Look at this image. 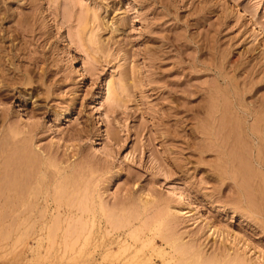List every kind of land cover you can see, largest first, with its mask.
I'll return each instance as SVG.
<instances>
[{"label":"rangeland","instance_id":"1","mask_svg":"<svg viewBox=\"0 0 264 264\" xmlns=\"http://www.w3.org/2000/svg\"><path fill=\"white\" fill-rule=\"evenodd\" d=\"M225 106L264 125V0H0V264H264Z\"/></svg>","mask_w":264,"mask_h":264},{"label":"bare ground","instance_id":"2","mask_svg":"<svg viewBox=\"0 0 264 264\" xmlns=\"http://www.w3.org/2000/svg\"><path fill=\"white\" fill-rule=\"evenodd\" d=\"M217 88V87H216ZM223 95V94H222ZM224 104V103H223ZM227 105V104H225ZM228 106V105H227ZM225 106V112L222 118L221 123L222 125L228 124L227 129H223V133L220 137L215 138L216 144L219 145L222 148V152L220 153L227 161V164L229 166H232L233 168H236L241 174L242 177H244L247 185L254 184L256 178L259 179L258 183L259 186L257 187V190L259 194L261 195V199L259 200V208H257V213L260 217L264 220V125L258 122L256 120V115L252 114L249 109H242V108H227ZM223 111V110H222ZM241 113L245 116L246 119L241 117ZM257 114V113H256ZM247 117H253V123H249L250 120L247 119ZM251 120V121H252ZM221 127V126H220ZM221 129V130H222ZM220 133V131L218 130ZM216 134V133H215ZM221 134V133H220ZM212 138V137H211ZM3 148V147H2ZM23 151V150H22ZM21 152V151H20ZM25 157V156H24ZM1 158V157H0ZM33 158V157H32ZM25 159V158H24ZM29 159V158H28ZM26 160V159H25ZM34 161V160H33ZM24 162V161H22ZM220 166V165H218ZM222 168V166H221ZM1 170V169H0ZM39 170V168H38ZM233 170V169H232ZM35 171V170H34ZM228 171V170H227ZM230 173V172H229ZM38 175V174H37ZM46 176V175H45ZM235 179V178H234ZM40 180V179H39ZM241 180V179H240ZM13 181V180H12ZM11 182V181H10ZM74 182V181H73ZM257 182H255L256 185ZM242 185V180L241 183ZM243 187V186H242ZM244 190V189H243ZM246 191V190H245ZM247 192V191H246ZM244 193V192H243ZM62 194V192H61ZM245 194V193H244ZM64 195V194H63ZM37 196V195H36ZM39 197V196H38ZM37 197V198H38ZM53 198V197H52ZM67 198V197H66ZM250 198V196H249ZM248 198V200H249ZM58 199V198H57ZM253 201V200H252ZM256 202V201H255ZM85 204V203H84ZM82 206V205H81ZM85 207V205H84ZM88 207V206H87ZM102 207V206H101ZM100 207V208H101ZM33 208V207H32ZM249 208V207H248ZM44 217V216H43ZM57 217V216H56ZM73 217V216H72ZM80 219H83L79 217ZM42 219V218H41ZM56 219V218H55ZM117 220V219H116ZM76 221V220H75ZM124 222V221H123ZM83 223V222H82ZM88 223V222H87ZM94 223V221L92 222ZM34 224V223H33ZM112 224V223H111ZM94 225V224H91ZM97 225V224H96ZM124 225V224H123ZM123 227V226H122ZM84 228V227H83ZM86 228V227H85ZM84 228V229H85ZM95 228V227H94ZM127 228V227H126ZM34 229V227H33ZM56 229V228H55ZM93 229V227H92ZM110 229V228H109ZM122 229V228H121ZM140 229V228H138ZM58 230V229H57ZM78 230V229H77ZM80 230V229H79ZM107 230V229H106ZM116 230V229H115ZM153 230V229H152ZM39 231V230H38ZM54 231V229H53ZM56 231V230H55ZM68 231V230H67ZM81 231V230H80ZM86 231V230H85ZM92 231V230H91ZM141 231V229H140ZM114 232V231H113ZM44 233V232H43ZM55 233V232H54ZM108 233V232H107ZM112 233V232H111ZM79 234V233H78ZM83 234V233H82ZM101 234V233H100ZM135 236V233H133ZM132 234V235H133ZM140 234V233H139ZM93 235V233H92ZM108 235V234H106ZM89 236V235H88ZM87 236V237H88ZM47 237V236H45ZM52 237V236H51ZM58 237V236H57ZM132 237V236H131ZM138 237H140L138 235ZM168 237V235L166 236ZM171 237V236H170ZM133 238V237H132ZM85 239V238H84ZM91 239V238H90ZM136 239V237L134 238ZM150 239V238H149ZM172 239V238H169ZM168 239V240H169ZM177 239V238H176ZM175 239V240H176ZM131 240V239H130ZM133 240V239H132ZM83 243V242H82ZM147 243V242H146ZM153 243V242H152ZM166 243V242H165ZM168 243V242H167ZM176 243V242H175ZM178 243V242H177ZM180 243V242H179ZM178 243V244H179ZM55 244V243H54ZM173 244V243H172ZM44 245V244H43ZM139 245V244H138ZM184 245V244H183ZM182 245V246H183ZM71 246V245H70ZM170 246V244H169ZM187 246V245H186ZM126 247V246H125ZM153 247V246H151ZM168 247V246H167ZM189 247V246H188ZM120 248V247H119ZM133 248V247H132ZM178 248V246L176 247ZM181 247L180 249H182ZM52 249V248H51ZM81 249V248H80ZM127 249V248H126ZM174 249V248H173ZM190 249V248H187ZM151 250V249H150ZM177 251L179 249H176ZM184 250V249H182ZM52 251V250H51ZM164 251V250H163ZM190 251V250H189ZM122 252V251H121ZM161 252V250H160ZM159 252V253H160ZM166 252V251H165ZM124 253V252H123ZM140 253V252H139ZM174 253V252H173ZM185 253H187L185 251ZM193 253V252H192ZM149 254V253H148ZM151 254V253H150ZM158 254V253H157ZM191 254V253H190ZM189 254V255H190ZM118 255V254H116ZM156 255V254H155ZM173 255V254H172ZM178 255V253H177ZM198 257L199 255L196 254ZM134 256V255H133ZM158 256V255H157ZM167 256V253H166ZM182 256V254H181ZM184 256V255H183ZM182 256V257H183ZM135 257V256H134ZM155 257V256H154ZM145 258V256H144ZM188 258V257H187ZM169 259V258H168ZM195 258L193 257V260ZM198 259V258H196ZM172 261V259H170ZM183 260V259H182ZM192 260V261H193ZM222 260V259H221ZM177 261H181L180 259ZM184 261V260H183ZM182 261V262H183ZM196 261V260H195ZM194 261V262H195ZM148 264H154L152 263V256L147 261ZM154 262V261H153ZM181 262V263H182ZM187 262V261H186ZM184 262V263H186ZM190 262V261H189ZM193 262V263H194ZM199 262V261H198ZM245 262V261H243ZM139 263V262H138ZM142 263V261H141ZM156 263V262H155ZM180 263V262H178ZM183 263V264H184ZM140 264V263H139ZM145 264V263H144ZM192 264V262H191Z\"/></svg>","mask_w":264,"mask_h":264}]
</instances>
